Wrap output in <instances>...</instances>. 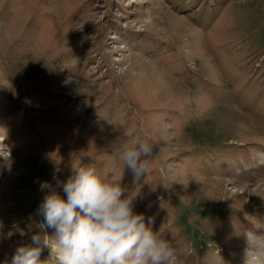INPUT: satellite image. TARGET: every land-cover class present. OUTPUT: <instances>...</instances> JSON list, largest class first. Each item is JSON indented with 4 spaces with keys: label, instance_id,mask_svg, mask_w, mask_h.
Instances as JSON below:
<instances>
[{
    "label": "rangeland",
    "instance_id": "rangeland-1",
    "mask_svg": "<svg viewBox=\"0 0 264 264\" xmlns=\"http://www.w3.org/2000/svg\"><path fill=\"white\" fill-rule=\"evenodd\" d=\"M145 138L133 184L112 147ZM81 166L175 264H264V0H0V264Z\"/></svg>",
    "mask_w": 264,
    "mask_h": 264
},
{
    "label": "clouds",
    "instance_id": "clouds-1",
    "mask_svg": "<svg viewBox=\"0 0 264 264\" xmlns=\"http://www.w3.org/2000/svg\"><path fill=\"white\" fill-rule=\"evenodd\" d=\"M154 146L148 138L113 145L133 184L149 173ZM109 175L81 166L62 183L63 196L46 195L35 213L43 235L39 231L30 244L16 248L8 264H175L181 253L153 230L151 217L146 223L135 210L140 192L128 191ZM45 249L49 255L42 259Z\"/></svg>",
    "mask_w": 264,
    "mask_h": 264
}]
</instances>
